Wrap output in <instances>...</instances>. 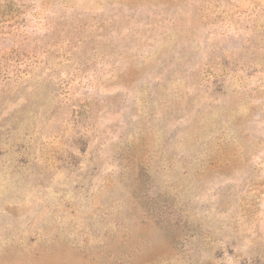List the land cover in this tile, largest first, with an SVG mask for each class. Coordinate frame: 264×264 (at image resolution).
Returning a JSON list of instances; mask_svg holds the SVG:
<instances>
[{"label": "rangeland", "instance_id": "374dc122", "mask_svg": "<svg viewBox=\"0 0 264 264\" xmlns=\"http://www.w3.org/2000/svg\"><path fill=\"white\" fill-rule=\"evenodd\" d=\"M0 264H264V0H0Z\"/></svg>", "mask_w": 264, "mask_h": 264}]
</instances>
